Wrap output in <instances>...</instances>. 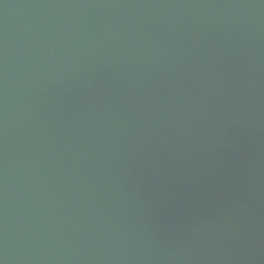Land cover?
Here are the masks:
<instances>
[{"label": "water", "instance_id": "water-1", "mask_svg": "<svg viewBox=\"0 0 264 264\" xmlns=\"http://www.w3.org/2000/svg\"><path fill=\"white\" fill-rule=\"evenodd\" d=\"M0 264H264V0H0Z\"/></svg>", "mask_w": 264, "mask_h": 264}]
</instances>
